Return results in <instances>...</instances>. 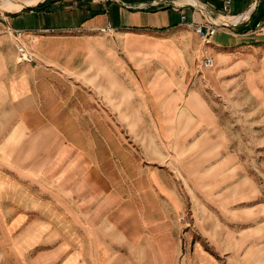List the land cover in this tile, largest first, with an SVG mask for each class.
Wrapping results in <instances>:
<instances>
[{"label":"crops","instance_id":"1","mask_svg":"<svg viewBox=\"0 0 264 264\" xmlns=\"http://www.w3.org/2000/svg\"><path fill=\"white\" fill-rule=\"evenodd\" d=\"M193 1L198 6L178 0L145 8L138 0H38L11 11L0 2V189L7 190L0 203L39 206L26 210L43 221L10 248L17 264H94L89 225L66 223L81 219L76 206L92 199L93 190L86 197L72 188L68 214L60 192L52 193L57 210L44 198L62 183L40 182L42 197L27 189L34 179L7 186L1 179L6 170L43 172L46 157L55 156L53 142L62 141L60 156L64 141L77 139L70 126L77 130L96 117L110 124L116 109L119 124L136 130L133 141L142 142L137 148L150 160L130 203L113 216L106 204L109 216L100 217L97 236L111 246L105 263L126 264L127 247L144 241L147 230L143 253L152 251L160 237L186 229L180 222L186 218L194 255L191 261L183 254L182 264H264V190L231 147L227 125L238 117L225 118L207 97L209 86L229 92V107L239 110L254 103L241 95L254 99L264 87V0H233L229 14L221 0ZM210 23L220 27L205 44L194 26ZM19 45L33 63L19 60ZM206 56L214 59L212 68H202ZM15 188L29 191L27 199ZM27 212L14 220H27ZM178 247L176 239L168 260L158 248L151 264H180Z\"/></svg>","mask_w":264,"mask_h":264},{"label":"rangeland","instance_id":"2","mask_svg":"<svg viewBox=\"0 0 264 264\" xmlns=\"http://www.w3.org/2000/svg\"><path fill=\"white\" fill-rule=\"evenodd\" d=\"M15 2L19 3V1ZM36 2H38V0ZM31 5L35 4L32 3ZM207 88L208 100L212 103L215 101L220 105V108L216 109L222 112L225 118L230 119L238 117L237 124H231L230 122V124L227 125L228 130H230V138L232 134V141H230L231 147L233 150L239 151V159L242 163L253 167L250 168L249 171H254L255 181L258 183L259 187L264 190V109L258 108L262 104L261 100L264 99V87L260 88L258 95L254 99H251L247 93L241 95L244 102L253 100L254 103H252V106L249 108L239 110L229 107L231 100L229 92H224V95H220L219 93H215L210 86ZM117 114V109L111 110L110 124L96 117L94 119V124L80 125L77 127V130L74 125L70 126L68 128V131H70L68 134L74 137V133L77 131V139L73 142L71 140L64 141L62 154L60 156H56V153H58V146L62 141L53 142L52 144L54 146L52 147V152L55 156L46 157V169L43 172L30 174L6 170L1 179L6 186L10 185L12 182L18 181L23 183V181L34 179L35 181L32 180L26 185H29L30 187L27 189L37 196H42L41 193L45 194L40 187V182L48 185V188L49 186H58L59 183H62V188L48 189V193L44 198L51 203L47 204V206L50 205L54 210H57L59 205L57 206L56 198L52 193H54L53 191L55 190V192H60V196H62L63 199L66 198L65 201L68 202L67 205H62L68 214L70 213L72 188H74L73 192L78 190L83 192L86 197L92 195L91 191L93 190L94 197L92 199L85 198L82 203L76 206L77 209H79L81 219L74 222H70L69 220L66 223L72 225L73 228L78 224L81 226L82 223L89 225L88 229L91 231L92 235L90 234L91 236L87 238V243L91 246L90 252H93L94 264H101L100 262L102 261V264H104L106 260H103V258L110 254L108 249L111 246L107 243L106 239L98 237L96 231V228L102 224L100 217L107 218L109 216L104 215L108 213V207H105L106 204H109V206L113 205L115 208L110 211L111 216H113L115 213H118L119 208H123L130 203L129 194L140 188L141 170L145 167L146 161L150 160V156L141 154L140 150L137 148V146H142V142L138 140L133 141V139L136 138V130H134L130 124H119ZM252 114H254V116ZM249 115L251 117H248ZM128 133H131L129 137H127ZM248 149L249 152H247ZM148 151L151 153L150 150ZM23 176L29 179H25ZM5 179L7 180L6 183ZM2 190L3 189H0V192ZM14 191L16 194L19 193L23 195L24 193L22 199H27L25 196L30 194L29 191L26 190L25 192L23 189L12 190V193ZM3 192H7V190L5 189ZM117 192L122 194L123 197L117 195ZM6 200V197L0 199V201ZM54 207H56V209ZM38 208L39 206H20L0 203V264H8L4 260L10 261L9 264H17L14 261L16 258H14V254L10 251V248L18 243L20 236L24 234L29 227L35 226L37 223H43L42 220H32L39 216L33 213L30 214L26 210ZM24 212L28 213L27 220H14L18 215ZM66 216L69 217L68 215ZM93 219H95L94 221L99 220V225H96ZM181 221L186 224V229L182 230V228H180L176 233V237H166L163 239L160 237L157 244L154 245V247L157 245L162 249L165 248L166 260H168L171 255L174 259L176 252L174 244L177 239L179 257H181L180 264H182L183 254H185L186 258L190 256L191 261L194 255V253L189 250L191 241L188 235H185V232H188L189 229L193 227V223L188 222L186 218H183L180 222ZM52 228L56 227L52 226ZM150 232V230L144 232V241H138L135 245L133 244L131 247H127V249L132 252L127 251L126 264H151L153 256L157 257L158 248H160L157 246L155 247L156 252L155 249H153L152 251L146 250L143 253L144 244L142 243L145 242L146 239H150ZM204 247L206 250H209L207 245H204ZM184 250H187L186 253H183ZM131 256H133L134 259H132ZM105 264L111 263L107 262Z\"/></svg>","mask_w":264,"mask_h":264},{"label":"built area","instance_id":"3","mask_svg":"<svg viewBox=\"0 0 264 264\" xmlns=\"http://www.w3.org/2000/svg\"><path fill=\"white\" fill-rule=\"evenodd\" d=\"M111 2H116L122 5H127V0H108ZM140 5L145 6V8H158L162 5H177L178 0H138ZM223 12L229 14L231 7L233 5V0H221ZM193 5V4H192ZM196 7L195 5H193ZM183 21L186 20V17H182ZM220 26L215 23L210 24H195L194 28L197 34L200 35L202 41L205 44L210 43V39L215 35ZM257 27H261L257 25ZM17 52L19 60L21 62L33 63L35 61L34 56L29 53L23 45L17 47ZM215 65L214 59L211 56H206L201 63L202 68L208 69L212 68Z\"/></svg>","mask_w":264,"mask_h":264},{"label":"bare ground","instance_id":"4","mask_svg":"<svg viewBox=\"0 0 264 264\" xmlns=\"http://www.w3.org/2000/svg\"><path fill=\"white\" fill-rule=\"evenodd\" d=\"M2 1H0V2H2V7L4 9L16 10V9H20L21 7L27 6L29 4L35 3L37 0L19 1V3L15 2V1L14 2H10L9 0H2ZM188 2L195 4V6H198L197 3H195V1H193V0H188Z\"/></svg>","mask_w":264,"mask_h":264},{"label":"water","instance_id":"5","mask_svg":"<svg viewBox=\"0 0 264 264\" xmlns=\"http://www.w3.org/2000/svg\"><path fill=\"white\" fill-rule=\"evenodd\" d=\"M56 8H60V5H58V6H53V9H56Z\"/></svg>","mask_w":264,"mask_h":264}]
</instances>
